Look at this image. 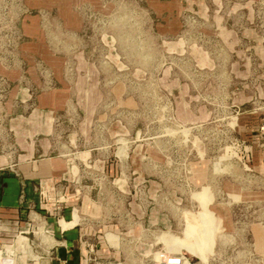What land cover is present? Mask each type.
Wrapping results in <instances>:
<instances>
[{
  "label": "rangeland",
  "instance_id": "374dc122",
  "mask_svg": "<svg viewBox=\"0 0 264 264\" xmlns=\"http://www.w3.org/2000/svg\"><path fill=\"white\" fill-rule=\"evenodd\" d=\"M53 1L0 0V132L18 83L66 92L55 219L67 186L85 264H264V0Z\"/></svg>",
  "mask_w": 264,
  "mask_h": 264
},
{
  "label": "crops",
  "instance_id": "0c3cea01",
  "mask_svg": "<svg viewBox=\"0 0 264 264\" xmlns=\"http://www.w3.org/2000/svg\"><path fill=\"white\" fill-rule=\"evenodd\" d=\"M47 4L55 2L31 0L34 6ZM61 13L62 16H58L66 28L77 25V18L70 9L64 8ZM38 55L43 56L51 66L53 64L56 70V58H52L45 49L36 50L33 54ZM0 73L12 80L21 79L18 69L0 66ZM31 101V107L26 110V103ZM4 103L5 113L10 115L7 129L13 136V144L9 151L2 130L0 264H85L81 248L87 239L83 237L79 225L81 218L76 213L77 194L67 186L58 197L63 203L60 204L63 216L55 219L59 183L72 181V177L67 174L70 163L48 154L59 149L57 138L53 141L50 135L55 134V118L61 116L67 106L66 92L50 89L31 99L18 83ZM253 232L257 246L264 251L263 234L258 228Z\"/></svg>",
  "mask_w": 264,
  "mask_h": 264
},
{
  "label": "built area",
  "instance_id": "2783aa9c",
  "mask_svg": "<svg viewBox=\"0 0 264 264\" xmlns=\"http://www.w3.org/2000/svg\"><path fill=\"white\" fill-rule=\"evenodd\" d=\"M165 252H160V261L162 264H181V257L179 254L175 253H166L167 255H163Z\"/></svg>",
  "mask_w": 264,
  "mask_h": 264
},
{
  "label": "bare ground",
  "instance_id": "6f19581e",
  "mask_svg": "<svg viewBox=\"0 0 264 264\" xmlns=\"http://www.w3.org/2000/svg\"><path fill=\"white\" fill-rule=\"evenodd\" d=\"M35 219V218H34ZM40 227V226H39ZM41 228V227H40ZM21 238H23V237H21ZM180 257H181V264L183 263V259H182V256L180 255Z\"/></svg>",
  "mask_w": 264,
  "mask_h": 264
}]
</instances>
